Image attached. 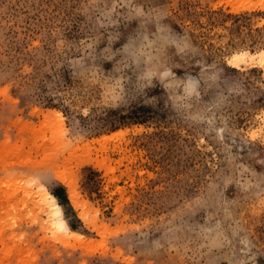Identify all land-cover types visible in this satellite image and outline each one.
Segmentation results:
<instances>
[{
  "label": "rangeland",
  "instance_id": "rangeland-1",
  "mask_svg": "<svg viewBox=\"0 0 264 264\" xmlns=\"http://www.w3.org/2000/svg\"><path fill=\"white\" fill-rule=\"evenodd\" d=\"M0 264H264V0H0Z\"/></svg>",
  "mask_w": 264,
  "mask_h": 264
},
{
  "label": "bare ground",
  "instance_id": "bare-ground-1",
  "mask_svg": "<svg viewBox=\"0 0 264 264\" xmlns=\"http://www.w3.org/2000/svg\"><path fill=\"white\" fill-rule=\"evenodd\" d=\"M243 56H249L248 53H239V54H235L233 56L234 61L233 62H238L240 61V59ZM43 201L44 200H49V207L51 209V211L53 212V215L56 216L57 218L60 216V207L54 202L53 197L47 193L46 191H44L43 193ZM56 226H58L59 229L63 230L64 232H68V228L66 226V224L64 223V221L60 218H58L57 222H56Z\"/></svg>",
  "mask_w": 264,
  "mask_h": 264
},
{
  "label": "trees",
  "instance_id": "trees-1",
  "mask_svg": "<svg viewBox=\"0 0 264 264\" xmlns=\"http://www.w3.org/2000/svg\"><path fill=\"white\" fill-rule=\"evenodd\" d=\"M121 125H123V124H121ZM59 191V190H58ZM60 193V191L59 192H54L53 193V195L59 200V201H61V197L63 196L62 194H59ZM72 229H74L73 227H71Z\"/></svg>",
  "mask_w": 264,
  "mask_h": 264
}]
</instances>
